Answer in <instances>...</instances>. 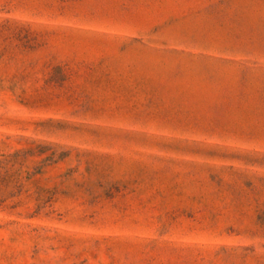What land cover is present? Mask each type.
I'll list each match as a JSON object with an SVG mask.
<instances>
[{
  "label": "rangeland",
  "instance_id": "obj_1",
  "mask_svg": "<svg viewBox=\"0 0 264 264\" xmlns=\"http://www.w3.org/2000/svg\"><path fill=\"white\" fill-rule=\"evenodd\" d=\"M0 264H264V0H0Z\"/></svg>",
  "mask_w": 264,
  "mask_h": 264
}]
</instances>
